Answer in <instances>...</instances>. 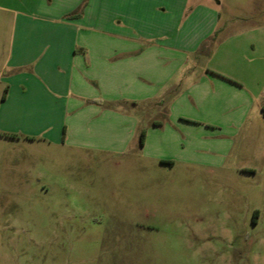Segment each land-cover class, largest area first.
I'll return each instance as SVG.
<instances>
[{"label": "crops", "instance_id": "crops-1", "mask_svg": "<svg viewBox=\"0 0 264 264\" xmlns=\"http://www.w3.org/2000/svg\"><path fill=\"white\" fill-rule=\"evenodd\" d=\"M4 33L0 139L257 175L264 0H0Z\"/></svg>", "mask_w": 264, "mask_h": 264}, {"label": "rangeland", "instance_id": "rangeland-1", "mask_svg": "<svg viewBox=\"0 0 264 264\" xmlns=\"http://www.w3.org/2000/svg\"><path fill=\"white\" fill-rule=\"evenodd\" d=\"M228 7L221 16L243 13ZM5 42L0 34V62ZM257 165L231 183L224 169L191 166L186 176L0 139V264H264Z\"/></svg>", "mask_w": 264, "mask_h": 264}, {"label": "trees", "instance_id": "trees-1", "mask_svg": "<svg viewBox=\"0 0 264 264\" xmlns=\"http://www.w3.org/2000/svg\"><path fill=\"white\" fill-rule=\"evenodd\" d=\"M74 15H77V14H71V15H69V18H72V17H74ZM214 37V36H213ZM213 37L212 38H210V40L209 41H212L213 40ZM206 47V44L205 45H203L202 47ZM202 49V48H201ZM3 97V96H2ZM262 111H263V113H264V107L262 108ZM2 136H5V137H14V135H7V134H1ZM142 136H143V134L141 133V135H140V141L142 140Z\"/></svg>", "mask_w": 264, "mask_h": 264}]
</instances>
